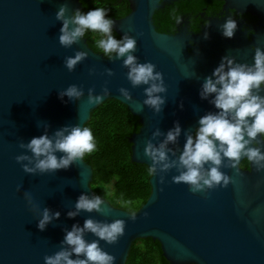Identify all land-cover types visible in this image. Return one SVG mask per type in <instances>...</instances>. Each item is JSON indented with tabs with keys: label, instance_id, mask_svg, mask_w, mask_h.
<instances>
[{
	"label": "water",
	"instance_id": "water-1",
	"mask_svg": "<svg viewBox=\"0 0 264 264\" xmlns=\"http://www.w3.org/2000/svg\"><path fill=\"white\" fill-rule=\"evenodd\" d=\"M128 1L130 12L112 18L113 29L119 35L126 32L135 37L133 54L139 62L154 63V70L161 72L165 91L160 95L165 99L159 112L142 103L146 85L130 84L127 68L121 63L123 57H105L90 47L85 36L68 47L59 43L61 21L55 12L66 3L65 15H70L73 9H82L81 0H0V264H44L45 255L67 247L60 244L64 230L74 223L82 225L90 216L125 222L123 234L113 243L84 233L86 240L98 239L99 246L114 256L113 264H126L133 242L143 238L159 241L171 264H264V169L257 171L251 163L249 169H243V159L237 169L221 165L232 178L227 186L197 192L190 191L184 182L172 181L178 174L175 167L163 173L157 170L149 179V197L134 211L135 219L129 218L131 211L102 196V212L81 210L73 217L66 215L74 209L81 192H94L93 167L84 156L66 169L44 173H27L21 167L26 161L15 160L27 151L19 147L20 141L27 142L45 130L52 135L65 124L85 126L92 111L109 98L122 102L138 116L140 128L128 136L131 159L147 166L151 160L143 149L148 140L158 145L178 121L181 133L167 146L178 154L185 132L196 128L198 117L216 111L207 98L198 95L202 81L210 75V54L226 55L229 44H250L244 35L235 31L230 38L221 35L218 25L224 19L213 21L200 33H191L186 26L173 33L158 31L154 13L176 0ZM223 1L225 7L227 3L264 18V0ZM254 43L264 49V31ZM192 46L194 54L188 50ZM212 48L216 50L212 52ZM76 50L87 55L69 71L63 60ZM247 51V62H253L254 51ZM105 68L112 69L111 75ZM69 84L83 87L80 98L58 97V91ZM120 87L129 90L130 98L120 94ZM89 88L93 95L101 94L98 103H88ZM104 88L107 95H103ZM156 128L160 135L152 136ZM169 156L172 158L171 153ZM25 192L34 208L26 203ZM44 207L58 210L60 216L40 230L36 220Z\"/></svg>",
	"mask_w": 264,
	"mask_h": 264
},
{
	"label": "clouds",
	"instance_id": "clouds-1",
	"mask_svg": "<svg viewBox=\"0 0 264 264\" xmlns=\"http://www.w3.org/2000/svg\"><path fill=\"white\" fill-rule=\"evenodd\" d=\"M67 11L68 5L65 3L55 12L56 19L61 21L57 37L59 43L68 47L84 37L86 31L98 33L100 38L95 42L96 47L109 59L113 55L116 59L123 57L121 63L127 68L126 77L130 84L146 85L143 88L145 96L142 103L154 112H159L165 99L160 95L165 91L162 74L154 70V63L147 60L139 62L133 54L135 37L126 32L119 38L113 35L114 21L106 15V8L95 7L86 12L76 8L70 15H65ZM179 19L178 16L176 22ZM218 27L221 35L230 38L237 25L235 19L228 16ZM252 48L251 64L237 62L231 55H223L211 74L205 76L198 95L202 99L207 98L216 111H208L198 117L196 128L192 132H185L178 154L167 147L169 143L174 144L181 133L178 121L173 122L158 145H154L151 140L145 143L143 151L151 160L148 167L150 174L157 170L163 173L175 167L178 174L172 176V181L184 182L190 191L197 192L229 184L232 178L221 170L222 164L237 169L241 159H246L255 165L257 171L264 169V151L261 150L264 142V95L261 94L264 89V49L255 45ZM86 55L85 51L76 50L73 55L64 58L63 64L71 71ZM104 71L109 75L112 73L111 68H105ZM89 72H92L91 68ZM118 91L126 99L130 98L127 88L120 87ZM82 94L83 87L76 84H69L57 93L59 98L67 97L69 100L78 99ZM107 94L108 89L104 88L103 95ZM87 100L88 103H98L101 94L93 95L89 88ZM157 135H160L159 128L152 132V136ZM19 147L27 150L15 156L17 162L26 161L21 164L22 169L27 173H44L68 168L77 159H82L85 153H91L95 149V142L89 127L65 124L52 135L45 130L27 142L20 141ZM159 180L164 181L162 174ZM24 196L26 203L34 208L30 194L25 192ZM103 203L104 199L100 195L81 192L74 202V209L66 215L73 217L81 210L102 212ZM124 203L127 204L126 201ZM59 216L58 210L44 207L39 210L36 227L43 230L52 219ZM129 218H136L134 211L129 213ZM124 223L119 218L101 221L90 216L84 219L82 225L72 224L64 230L60 241L61 245L67 247L62 246L54 253L45 255L44 264H113L114 256L99 246L98 239L86 240L84 233L91 232L105 242L113 243L123 234Z\"/></svg>",
	"mask_w": 264,
	"mask_h": 264
},
{
	"label": "trees",
	"instance_id": "trees-1",
	"mask_svg": "<svg viewBox=\"0 0 264 264\" xmlns=\"http://www.w3.org/2000/svg\"><path fill=\"white\" fill-rule=\"evenodd\" d=\"M180 6L187 7L189 1ZM81 11L102 7L108 9L106 15L112 18L123 17L130 12L128 0H81ZM180 1L166 4L153 15L158 31L172 32L174 22L180 13ZM113 35L119 34L113 29ZM85 37L95 51L98 33L86 31ZM92 131L95 149L85 153L84 159L93 167L91 187L94 192L107 198L112 204L129 211L140 208L151 192V174L146 164L131 159V143L128 140L140 128L138 116L131 113L122 102L109 98L92 111L90 120L85 124ZM127 202L125 204L124 202ZM142 240L143 246L137 242ZM126 264H171L163 255L159 241L152 238L137 239L133 242Z\"/></svg>",
	"mask_w": 264,
	"mask_h": 264
},
{
	"label": "flooded vegetation",
	"instance_id": "flooded-vegetation-1",
	"mask_svg": "<svg viewBox=\"0 0 264 264\" xmlns=\"http://www.w3.org/2000/svg\"><path fill=\"white\" fill-rule=\"evenodd\" d=\"M180 4H182L181 0ZM172 1L170 3L176 2ZM179 13V22H174V29L172 32L178 31L179 28L186 26L187 30L191 33H200L204 30L205 27L210 25L213 21L225 19L228 16H231L236 21L235 32H238L240 35H244L245 39L250 43L248 45L241 46L240 44H229L226 45V55H231L235 58L237 62L249 63L247 62V50L254 51L252 48L253 45L259 47L254 42L257 40V37L262 34L264 31V18L262 19L256 13L249 11H240L235 7H232L223 0H196V2L189 1L187 7L182 8L180 6ZM234 32V33H235ZM189 53L194 54V46L189 47ZM216 48H212V52ZM222 50V49H221ZM225 54L214 55L210 54V64H209V74H211L212 69L218 64L221 56ZM261 94L264 95V89L261 90ZM240 167L243 169L250 168V162L246 159H243L240 162Z\"/></svg>",
	"mask_w": 264,
	"mask_h": 264
},
{
	"label": "rangeland",
	"instance_id": "rangeland-1",
	"mask_svg": "<svg viewBox=\"0 0 264 264\" xmlns=\"http://www.w3.org/2000/svg\"><path fill=\"white\" fill-rule=\"evenodd\" d=\"M137 243L140 244V246L144 245V242L142 240H139Z\"/></svg>",
	"mask_w": 264,
	"mask_h": 264
}]
</instances>
